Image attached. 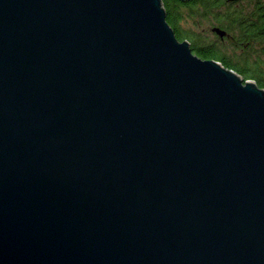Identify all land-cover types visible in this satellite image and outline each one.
Instances as JSON below:
<instances>
[{"label":"water","instance_id":"95a60500","mask_svg":"<svg viewBox=\"0 0 264 264\" xmlns=\"http://www.w3.org/2000/svg\"><path fill=\"white\" fill-rule=\"evenodd\" d=\"M0 264H264V89L162 0H0Z\"/></svg>","mask_w":264,"mask_h":264},{"label":"trees","instance_id":"16d2710c","mask_svg":"<svg viewBox=\"0 0 264 264\" xmlns=\"http://www.w3.org/2000/svg\"><path fill=\"white\" fill-rule=\"evenodd\" d=\"M162 1L167 21L177 38L189 40L195 54L203 59L220 61L245 79H254L264 89V0H246L245 4L242 0ZM233 3L236 4L233 6ZM189 17L212 19L215 26L227 31V35L222 39L215 33V38H211L184 28L183 22ZM260 43L262 46L259 48L256 45ZM256 49L262 50L256 53Z\"/></svg>","mask_w":264,"mask_h":264},{"label":"rangeland","instance_id":"374dc122","mask_svg":"<svg viewBox=\"0 0 264 264\" xmlns=\"http://www.w3.org/2000/svg\"><path fill=\"white\" fill-rule=\"evenodd\" d=\"M242 3H246L247 1L246 0H242L241 1ZM234 4L236 3H233L232 5L234 6ZM229 6H232L231 4H228ZM237 6V5H236ZM185 22H183V27L184 28H188L192 31H196L197 33H203L211 38H215L214 36L216 35L213 31H212V27L216 25V22H214V20L212 19H192V18H187L186 20H184ZM227 44H232L230 42H228ZM256 46H259V48L262 46V43H260L259 45H256ZM257 50H262V49H256V53H257ZM237 52H240V50H238ZM256 55V54H255ZM254 80V79H252Z\"/></svg>","mask_w":264,"mask_h":264},{"label":"flooded vegetation","instance_id":"af4514ba","mask_svg":"<svg viewBox=\"0 0 264 264\" xmlns=\"http://www.w3.org/2000/svg\"><path fill=\"white\" fill-rule=\"evenodd\" d=\"M221 38V37H220ZM224 39V38H223ZM187 40V39H186ZM189 41V40H188ZM190 42V41H189ZM190 45H191V43H190Z\"/></svg>","mask_w":264,"mask_h":264}]
</instances>
